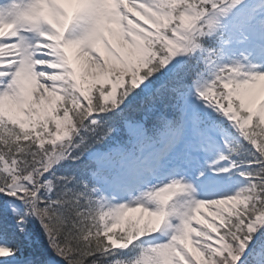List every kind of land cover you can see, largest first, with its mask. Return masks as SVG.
Masks as SVG:
<instances>
[{
    "label": "snow or ice",
    "instance_id": "1",
    "mask_svg": "<svg viewBox=\"0 0 264 264\" xmlns=\"http://www.w3.org/2000/svg\"><path fill=\"white\" fill-rule=\"evenodd\" d=\"M0 264H264V0H0Z\"/></svg>",
    "mask_w": 264,
    "mask_h": 264
}]
</instances>
